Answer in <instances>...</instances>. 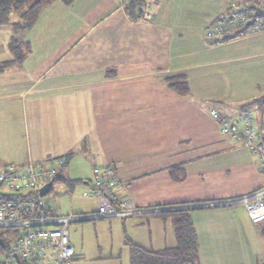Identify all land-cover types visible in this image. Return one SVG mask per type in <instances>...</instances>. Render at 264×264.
<instances>
[{"label": "crops", "instance_id": "1", "mask_svg": "<svg viewBox=\"0 0 264 264\" xmlns=\"http://www.w3.org/2000/svg\"><path fill=\"white\" fill-rule=\"evenodd\" d=\"M121 2L51 0L22 31L29 54L0 73V164L65 159L63 183L43 199L57 216L96 212L97 200L81 194L95 167L115 169L114 193L139 212L99 220L118 228V256H90L85 225L68 226L72 264H130V244L174 247L177 211H189L200 264H264L248 244L249 232L264 240V222L252 224L237 202L264 188V174L210 117L236 118L264 101L260 90L239 89L242 74L224 72L238 64L246 75L263 59L264 33L211 48L202 39L229 3L264 0H153L151 21L131 19Z\"/></svg>", "mask_w": 264, "mask_h": 264}, {"label": "built area", "instance_id": "2", "mask_svg": "<svg viewBox=\"0 0 264 264\" xmlns=\"http://www.w3.org/2000/svg\"><path fill=\"white\" fill-rule=\"evenodd\" d=\"M133 0H122L125 8ZM145 0L136 12L137 20L151 21V2ZM264 33V7L259 3L231 2L208 25L202 35L206 47L229 44ZM210 117L218 124L220 136L247 148L258 160L264 174V106L244 108L238 117L229 118L217 111ZM65 159L24 165L0 164V230L20 231L13 239L1 264H72L74 249L69 242L68 226L76 222L111 217H128L138 209L128 199L117 197L119 184L112 166L93 170L89 189L83 198L97 200V211L89 215L57 216L45 206L40 191L53 182L64 167ZM264 188L238 199L252 224L264 222Z\"/></svg>", "mask_w": 264, "mask_h": 264}, {"label": "trees", "instance_id": "3", "mask_svg": "<svg viewBox=\"0 0 264 264\" xmlns=\"http://www.w3.org/2000/svg\"><path fill=\"white\" fill-rule=\"evenodd\" d=\"M51 0H0V26L10 23L12 15L18 16L19 20L12 24L15 30L23 32L28 31L35 23L38 14L42 8ZM65 5H70L74 0H60ZM145 0H133L125 6V11L133 20H137L136 12ZM12 54V61L0 63V73H2L10 64H20L29 54V46L20 41H12L8 46ZM168 87L180 95H186L189 91L187 83L182 79H169ZM255 104V103H254ZM261 109L262 103L255 104ZM178 173L172 172L175 179L179 178ZM62 182L58 177L52 182L53 185ZM63 183V182H62ZM67 185L71 183L64 182ZM189 211L173 212L174 227L176 235V245L172 248H166L160 251L147 250L134 244H130L131 255L130 264H200L198 255V243L195 231L190 222ZM264 237V229L262 230ZM20 235V231L3 230L0 238L8 248L13 239Z\"/></svg>", "mask_w": 264, "mask_h": 264}, {"label": "rangeland", "instance_id": "4", "mask_svg": "<svg viewBox=\"0 0 264 264\" xmlns=\"http://www.w3.org/2000/svg\"><path fill=\"white\" fill-rule=\"evenodd\" d=\"M18 20V16L12 15L9 24L0 26V63L13 59L12 54L9 52L8 46L14 40H21L23 36L21 30H15L12 26V24L17 22ZM239 45L240 44H237L230 48H238ZM255 64L258 65L255 67ZM250 65H253L252 68ZM238 67H240L238 66V64H234L225 68V76L233 80L234 76L237 77L238 74H242V79L245 83H243V85H241V87L239 88L241 91L249 89L251 90V92L254 91L259 93L258 90L264 92V58L257 61H252L249 65H247L245 67L247 71L246 75L242 73L243 69H240ZM229 68L236 69V72L232 73ZM251 102L252 103H249L250 105L253 104V101ZM55 189L56 188L54 187L53 190ZM75 224L85 225L86 233L84 244L87 247L86 252L91 254L90 256H118L114 255V252H116L120 248V235L118 233V228H116L114 224L112 226H109L105 222L99 220L76 222L73 225ZM2 231L3 230H0V233ZM255 231L253 230V232ZM248 238L250 250L252 248V250L256 251L255 257L259 259L262 257L264 258V243L262 242L264 240L251 232H249ZM109 251L113 253H110ZM4 254L5 249L0 247V264L3 261ZM122 256L126 257V255Z\"/></svg>", "mask_w": 264, "mask_h": 264}, {"label": "water", "instance_id": "5", "mask_svg": "<svg viewBox=\"0 0 264 264\" xmlns=\"http://www.w3.org/2000/svg\"><path fill=\"white\" fill-rule=\"evenodd\" d=\"M52 186H53V183H52V182H49V183H47L46 185H44V186L42 187L41 191H40V196H41V197L46 196V195L50 192ZM0 247L3 248V249H6V245H5V243L2 241L1 238H0Z\"/></svg>", "mask_w": 264, "mask_h": 264}]
</instances>
